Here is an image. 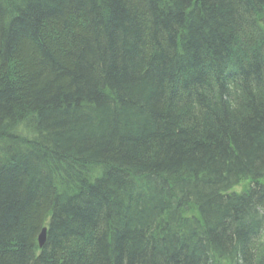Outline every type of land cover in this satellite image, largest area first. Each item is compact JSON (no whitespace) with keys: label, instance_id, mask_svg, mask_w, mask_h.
<instances>
[{"label":"trees","instance_id":"16d2710c","mask_svg":"<svg viewBox=\"0 0 264 264\" xmlns=\"http://www.w3.org/2000/svg\"><path fill=\"white\" fill-rule=\"evenodd\" d=\"M0 264H264V0H0Z\"/></svg>","mask_w":264,"mask_h":264},{"label":"water","instance_id":"95a60500","mask_svg":"<svg viewBox=\"0 0 264 264\" xmlns=\"http://www.w3.org/2000/svg\"><path fill=\"white\" fill-rule=\"evenodd\" d=\"M46 236H47V228L45 227V228L41 231V233H40V235H39V237H38V239H39V245H40L41 248L44 246V244H45L46 241H47Z\"/></svg>","mask_w":264,"mask_h":264},{"label":"rangeland","instance_id":"374dc122","mask_svg":"<svg viewBox=\"0 0 264 264\" xmlns=\"http://www.w3.org/2000/svg\"><path fill=\"white\" fill-rule=\"evenodd\" d=\"M244 185H245V183H240V185L235 190H237V191L242 190L245 187Z\"/></svg>","mask_w":264,"mask_h":264}]
</instances>
